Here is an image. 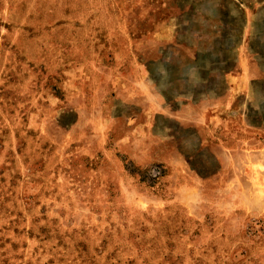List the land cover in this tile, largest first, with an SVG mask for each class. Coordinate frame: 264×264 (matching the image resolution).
I'll use <instances>...</instances> for the list:
<instances>
[{"label":"rangeland","instance_id":"374dc122","mask_svg":"<svg viewBox=\"0 0 264 264\" xmlns=\"http://www.w3.org/2000/svg\"><path fill=\"white\" fill-rule=\"evenodd\" d=\"M0 264H264V0H0Z\"/></svg>","mask_w":264,"mask_h":264}]
</instances>
